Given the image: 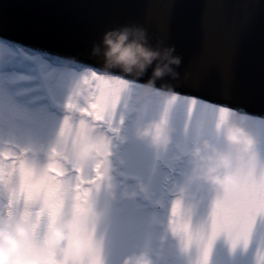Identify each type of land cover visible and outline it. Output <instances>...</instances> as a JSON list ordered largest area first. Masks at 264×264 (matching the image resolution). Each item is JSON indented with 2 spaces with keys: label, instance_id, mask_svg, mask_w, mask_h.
I'll list each match as a JSON object with an SVG mask.
<instances>
[{
  "label": "clouds",
  "instance_id": "9594fccd",
  "mask_svg": "<svg viewBox=\"0 0 264 264\" xmlns=\"http://www.w3.org/2000/svg\"><path fill=\"white\" fill-rule=\"evenodd\" d=\"M105 65L103 75L119 77L139 86L124 89L118 98L119 112L127 120L131 134L170 164L181 163V180H173L167 189L181 201V219L191 221L192 209L211 194L208 214L202 223L211 221L212 209L218 202L232 203L240 198L242 189L253 182L257 174L264 177V157L258 149V138L232 111L205 116L194 126L186 139H175L176 128L170 123L167 106L158 115H151L152 98L164 99L176 93L169 84L157 86L166 74L176 76L172 65L181 59L173 55L174 48H152L146 40V30L124 26L105 32ZM100 51L93 48V54ZM156 61L145 80L149 66ZM83 85L78 86L81 90ZM72 126L63 132L60 125L46 151L48 161L83 169L87 176H97L85 197L72 189L71 200L61 195V208L55 216L48 213V200L40 193L26 198L19 208L0 211V264H103V234L99 231L104 211L97 206L93 190L103 187L110 198L135 201L149 198L152 191L143 179L112 170V135L115 125L77 126L79 116L70 114ZM99 171V174L97 173ZM79 197V198H77ZM172 203V206H173ZM240 232L238 222L230 223L224 233L230 238ZM120 264H154L152 255L144 249L123 256Z\"/></svg>",
  "mask_w": 264,
  "mask_h": 264
},
{
  "label": "rangeland",
  "instance_id": "374dc122",
  "mask_svg": "<svg viewBox=\"0 0 264 264\" xmlns=\"http://www.w3.org/2000/svg\"><path fill=\"white\" fill-rule=\"evenodd\" d=\"M58 61L57 57L46 58L0 41V149L23 151L38 166L48 162L46 151L65 117L72 113L67 108L69 101L83 102L77 96V90L79 85L85 87V78L88 81L119 80L125 89L139 86L119 77H106L87 67L76 69ZM174 96L179 98L171 104L168 103L170 98L154 96L150 114L158 115L161 108L167 106L170 123L177 130L175 139L188 138L193 126L205 116L214 117L218 113L232 111L255 135L260 136L258 149L263 157L264 119L198 98V103L189 111L188 98L193 96L179 93ZM116 123L119 127L111 133L112 170L143 179L152 195L147 199L129 201L119 196L110 198L102 186L93 190L97 206L104 211L99 228L103 234V264H120L123 256L141 249L152 255L154 264H204L203 244L193 242L185 246L171 227L175 196L167 189L173 180H181L183 165L170 164L137 140L122 114L117 116ZM82 125L83 121L77 124ZM202 195L204 199L192 209L188 224L194 231L206 225V240L211 221H202L208 214L211 194L204 192ZM7 196V189L0 186V206L7 203ZM46 198L49 202L52 199L47 195ZM182 212L181 209V215ZM165 227L168 230H163ZM206 264H264V214L255 217L247 246L243 243L233 246L224 231L220 232L212 241Z\"/></svg>",
  "mask_w": 264,
  "mask_h": 264
},
{
  "label": "water",
  "instance_id": "95a60500",
  "mask_svg": "<svg viewBox=\"0 0 264 264\" xmlns=\"http://www.w3.org/2000/svg\"><path fill=\"white\" fill-rule=\"evenodd\" d=\"M150 2L0 0V38L103 72L105 32L140 27L150 47H173L181 59L158 87L264 118V0H161L163 27L149 21Z\"/></svg>",
  "mask_w": 264,
  "mask_h": 264
},
{
  "label": "snow or ice",
  "instance_id": "6c2138e0",
  "mask_svg": "<svg viewBox=\"0 0 264 264\" xmlns=\"http://www.w3.org/2000/svg\"><path fill=\"white\" fill-rule=\"evenodd\" d=\"M146 14L150 22H154L161 27L166 25L167 8L162 5L161 0H153L147 5ZM243 15L247 14L245 10ZM85 87L77 92V96L82 98V103L70 100L67 108L78 113L79 119L76 124L83 121L85 125H115L119 112L118 97L125 85L119 80L106 81L103 79L88 81L84 80ZM127 87H131L128 85ZM179 97L173 96L168 103L171 104ZM190 102L189 111L198 101L195 97L188 98ZM100 117V118H97ZM122 123V120L120 121ZM72 127L70 116L65 117L61 128L63 132L67 127ZM116 131L114 127L110 128ZM59 173V174H58ZM98 175L99 171L97 170ZM97 176H87L83 169L77 170L68 164L49 160L45 165L38 166L22 152H14L11 149H0V186L7 189V205L9 209L19 206L26 198H31L40 193L43 189L45 195L51 196L48 201V213L55 216L61 208V195H66L69 200L73 196L72 189L87 196L90 189H85L84 185L94 184ZM79 198V197H77ZM4 205L0 206L3 211ZM179 210V211H178ZM257 214H264V177L257 174L255 180L247 184L241 191L240 198L232 203L218 202L212 209L211 226L205 240V226L197 228L195 231L190 228L187 220H181V201L173 203L171 209L172 231L178 235L185 246L193 242L203 244V261L206 264L208 252L212 241L232 222L240 224V232L235 236H230L233 246L243 243L247 246L249 234L253 221ZM62 264V262H57Z\"/></svg>",
  "mask_w": 264,
  "mask_h": 264
},
{
  "label": "trees",
  "instance_id": "16d2710c",
  "mask_svg": "<svg viewBox=\"0 0 264 264\" xmlns=\"http://www.w3.org/2000/svg\"><path fill=\"white\" fill-rule=\"evenodd\" d=\"M250 117H251V116H250ZM256 136H257L258 139H260V136H259V135H256ZM262 151H263V152H262V155H263V157H264V149H262Z\"/></svg>",
  "mask_w": 264,
  "mask_h": 264
}]
</instances>
